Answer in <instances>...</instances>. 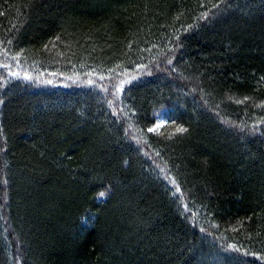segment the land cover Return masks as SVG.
Segmentation results:
<instances>
[{
	"label": "trees",
	"instance_id": "16d2710c",
	"mask_svg": "<svg viewBox=\"0 0 264 264\" xmlns=\"http://www.w3.org/2000/svg\"><path fill=\"white\" fill-rule=\"evenodd\" d=\"M0 264H264V0H0Z\"/></svg>",
	"mask_w": 264,
	"mask_h": 264
},
{
	"label": "rangeland",
	"instance_id": "374dc122",
	"mask_svg": "<svg viewBox=\"0 0 264 264\" xmlns=\"http://www.w3.org/2000/svg\"><path fill=\"white\" fill-rule=\"evenodd\" d=\"M163 124V118L160 120V122L158 123V125H162Z\"/></svg>",
	"mask_w": 264,
	"mask_h": 264
}]
</instances>
